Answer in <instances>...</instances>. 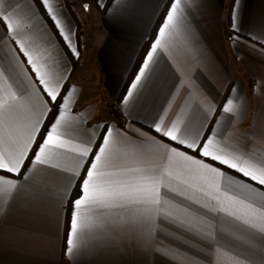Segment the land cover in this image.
<instances>
[{"label": "snow or ice", "instance_id": "6c2138e0", "mask_svg": "<svg viewBox=\"0 0 264 264\" xmlns=\"http://www.w3.org/2000/svg\"><path fill=\"white\" fill-rule=\"evenodd\" d=\"M131 2L114 0L107 11L119 18ZM239 3L235 0L231 12L233 32ZM36 5L71 54L79 55L50 0H0V211L6 213L21 190L12 177L30 159L24 174L25 183L33 184L30 203L54 204L58 217L68 215L65 254L73 264L97 255L110 258V264H130L125 258L149 253H161L175 264L179 252L165 250L158 239L161 220L175 226V234H167L171 240L194 235L202 245L197 255L207 264H264V247L256 244L264 242V127L237 128L246 110L243 98L232 95H239L237 89L231 88L218 106L177 63L171 51L177 32L183 30L188 43L194 40L184 28L191 0H166L155 38L120 101L133 119L129 106L149 90L161 63H170L174 80L179 78L176 90L146 117L156 135L132 123L120 129L104 119L85 127L91 113L72 112L78 89L68 84L71 69ZM98 7L106 5L98 0ZM230 39L236 43L239 37ZM249 39L250 47L264 44V24ZM184 88L187 94L177 105ZM47 175L59 178L55 188ZM189 264L200 261L189 258Z\"/></svg>", "mask_w": 264, "mask_h": 264}, {"label": "crops", "instance_id": "0c3cea01", "mask_svg": "<svg viewBox=\"0 0 264 264\" xmlns=\"http://www.w3.org/2000/svg\"><path fill=\"white\" fill-rule=\"evenodd\" d=\"M64 1L66 0H50L57 10L58 18L65 26L66 33L72 38L78 56L71 54L44 15L43 9L39 5L36 7L44 18L45 26L53 34L58 48L64 54L66 67L71 69L68 84H75L78 89L75 95H78L79 99L72 107V112L85 115L91 113L85 124L88 128L98 123L99 119H104L120 129H123L125 124L132 123L134 127L149 135H156L147 127L150 120L146 117H150L157 106L167 103L164 99L165 94L170 95L171 91L176 90L179 78L174 80V69L170 63H161L149 90L141 99L129 106L133 119L126 114L120 101L138 67L120 100L116 102L115 98L166 0H132L130 7L118 13L119 18L107 11L113 8L114 0H100L106 8L98 7V0H94L93 4L89 2L90 5L83 2V8L87 4L98 10L96 26L99 28L95 26L96 31H85L83 19L85 14L82 18L79 16L74 0H67V4ZM10 2L15 3L16 0ZM23 2L24 0H20V3ZM28 3H33V0H28ZM234 4L235 0H191L192 6L186 14L184 28L192 34L194 40L192 43L186 42L184 31H178L173 39L171 51L179 66L191 76L197 90L203 92L209 99H214L218 106L222 105L227 93L235 87L239 95L237 93L232 95L237 99L243 98L246 103V110L242 112V117L235 126L247 131L249 126L254 124L259 130L264 127V44L256 42L255 47H250L249 45L254 42L249 37L258 26L264 24V0H240L236 32L231 28ZM227 6L228 9L225 11ZM76 21L80 25L79 42L76 38ZM155 33L152 39L155 38ZM231 36H238L239 40L233 43ZM12 46L15 47L14 44ZM19 56L22 61L25 59L22 53H19ZM86 63H91L93 80L89 79ZM25 66L27 67L26 63ZM186 94V88L180 90L177 105ZM108 105H113L118 111L119 122L112 116ZM174 114L175 107L167 119L170 121ZM212 123H215L214 119L210 125ZM30 164L29 159L21 173L12 177L21 182V190L7 207L6 213L0 211V264H60L61 260L63 264H73L65 254L68 215L60 213L58 217L54 204L35 207L30 203L33 184L25 183L24 175ZM213 164L220 167L226 175L241 179L235 170L227 169L218 162ZM46 179L53 188L59 182V178L54 175H47ZM243 179L250 182L249 178ZM251 183L255 186V182ZM77 191L78 187L73 189L72 194L75 195L71 197L72 199H75ZM0 209H3L2 193ZM160 226L162 231L158 239L161 246L173 253L179 252L175 264H189V258L199 260L200 264H207V261L197 255V249L202 245L194 235L189 234L181 236L180 240H171L167 234H175V226L163 220L160 221ZM183 240H186L187 244L180 242ZM256 244L257 249L264 247V242L259 240ZM125 259L130 264H173L172 260L161 253ZM77 264H110V258L100 255L85 256L79 259Z\"/></svg>", "mask_w": 264, "mask_h": 264}, {"label": "trees", "instance_id": "16d2710c", "mask_svg": "<svg viewBox=\"0 0 264 264\" xmlns=\"http://www.w3.org/2000/svg\"><path fill=\"white\" fill-rule=\"evenodd\" d=\"M91 1L94 2V0H91ZM64 2L67 4V0L64 1ZM227 9H228V6L226 7L225 11H227ZM165 10H166V2H165V4L162 6V8L160 9V11H159V13H158V15H157L155 21L153 22V24H152V26H151V29H150V31H149V33H148V36H147L146 39L142 42L141 47H140V49H139V51H138V53H137V55H136V57H135V59H134V62H133V64H132V66H131V68H130L128 74L126 75V78H125V80H124V83L122 84V86H121V88H120V90H119V92H118V95H117V97L115 98V101H116V102L119 101L120 98L122 97V95H123V93H124V91H125V89H126L128 83H129V81H130L132 75H133L134 72L136 71V69H137L139 63L141 62V60H142V56H143V54H144V50L148 47V45H149V43H150V41H151V39H152V36L154 35L155 30H156V28H157V26H158V24H159V22H160V20H161L162 15H163L164 12H165ZM70 14H71L72 18H74L73 14H72L71 12H70ZM74 20H75V19H74ZM76 26H77L76 38H77V42H79L80 25H79V23H78L77 21H76ZM108 109L110 110L112 116L116 119V121L119 122L120 115H119L118 111L114 108V106H113V105H109V106H108ZM74 195H75V194H72V197H73ZM60 264H63V260H61Z\"/></svg>", "mask_w": 264, "mask_h": 264}, {"label": "rangeland", "instance_id": "374dc122", "mask_svg": "<svg viewBox=\"0 0 264 264\" xmlns=\"http://www.w3.org/2000/svg\"><path fill=\"white\" fill-rule=\"evenodd\" d=\"M74 1H75L77 8H78V13H80L79 16L82 18V16L85 14V16L83 17V19L85 20L84 21L85 31H96L95 26H96V24H98V22H97L98 17L96 14H97L98 10L96 11L91 6L88 7V10H85V8H83V6H82L83 2H88V3L91 2L93 4V1H91V0L90 1L89 0H74ZM89 5H90V3H89ZM96 28H99V27L96 26ZM86 65L88 66L87 69H88L89 79L93 80L91 63H88V64L86 63Z\"/></svg>", "mask_w": 264, "mask_h": 264}]
</instances>
